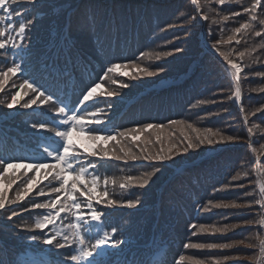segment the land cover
<instances>
[{
  "label": "trees",
  "instance_id": "1",
  "mask_svg": "<svg viewBox=\"0 0 264 264\" xmlns=\"http://www.w3.org/2000/svg\"><path fill=\"white\" fill-rule=\"evenodd\" d=\"M198 2L201 12L209 16L208 21H192L191 18L197 15L193 0H37L34 5H20L21 9H27L26 18L33 19V27L25 44L27 51L19 52L23 59L18 62L24 63L27 73L56 96L67 98L68 94L62 85L69 82L71 74L75 75V81L71 86L69 102L78 100L81 89L86 90L94 83L101 82L99 78L103 76V70L112 63L135 62V66L121 67L101 82L102 87L98 92L110 90L117 91L120 95L106 98L112 107L106 115L98 117L106 123L92 125L95 129H102L99 135H109L115 129L124 130L154 123L164 124V128L169 129V138H173V141L175 138L180 139L183 134L195 135L190 133L187 124L200 129L201 133L212 129L221 131L225 136L239 138L234 142L204 144L189 149L174 162L165 163L162 170L153 176L144 188L121 191L118 186L110 184L108 191L111 198L123 200L138 197L140 204L134 208L117 207L104 210L109 230L111 227L119 229L114 239L126 241L118 252L114 251L104 257L106 264H156V261L162 258V253H166V257H163L166 264H175L180 255L207 260L211 256L220 255L251 257L259 252L258 248L246 249L243 246L238 251L183 247V244L189 241L232 243L256 234L264 235V228L259 225H254L249 231L236 228L226 233H197L196 236L192 235L194 229L189 228L192 224L223 227L225 224L238 225L244 220H258L262 211L258 205L245 214L235 209L212 208L208 202L245 203L246 200L242 199L245 191L253 192L255 188L258 192L256 169L259 168L260 172L264 173V119L261 118V113L256 112L264 106V92L252 91L264 86V77L254 75L264 73V49L257 47L252 54L256 63L248 57L241 61L235 56L237 51L260 45L264 41V35H237L239 44L233 41L232 44L221 46V50L230 53L237 62L248 65L241 73V100L233 102L228 97L234 91L235 85L225 71L226 62L219 53L205 48L202 41L204 40L210 48L215 40L227 41L228 37L233 35L232 30L248 17L244 15L235 20L230 18L216 24L212 22L213 19L220 20L221 16L241 11V8L235 5L219 6L213 0L210 11L209 7L205 6L207 0ZM250 2L251 0H244L243 6H248ZM258 16L264 19V10H258ZM255 30L264 31L259 24ZM70 50L72 63L66 66L67 71H64L63 75H58L53 71V62L64 69V61L68 58ZM141 52L145 53L144 57L140 56ZM163 52L172 54L161 56L157 60L156 55ZM12 58L9 56L10 60ZM10 66L0 62V70H6V67ZM145 67L150 71L162 67L164 71L148 76L139 71ZM123 73H128V76ZM159 77L172 79L161 87L148 89L156 84L155 80ZM113 80L118 83L113 84ZM22 83L23 79L19 74L10 75L4 79L3 88H0V100L10 101L13 93L20 92L17 97L19 104L13 108H8L6 104L0 105V157L6 160L24 158L29 163H51V160H39L42 148L38 150L37 146L43 144V136L51 134L43 131L38 133L32 128L33 123L44 117L39 110H33L36 106L31 109L22 107L34 95L26 86L21 89ZM119 83H127L129 87L121 89ZM125 99L131 101L126 103ZM201 100L207 103L198 104ZM41 107L47 112L51 106ZM96 108H107V104L99 103ZM96 108L89 111L94 112ZM254 112L255 116L251 115ZM245 115H248L247 125L244 122ZM169 120L185 123L168 125ZM249 127L253 129L251 141L247 132ZM154 130L130 133L126 139L117 137L119 144L103 139L92 141L87 139L83 132L74 131L72 137L82 151L90 153L102 147L114 155L118 153L113 149L121 146L126 147L137 142L144 146L146 139L155 141L158 136H152ZM133 135L135 141L132 140ZM169 138L163 136L162 143L169 141ZM162 143L156 144L155 147L149 144L148 151L154 153L160 147L165 150L170 147L167 142L163 145ZM206 149L211 151L206 153ZM132 151L141 158L135 162L129 161L128 164L114 159L103 162V166L98 168L101 184L105 176L123 182L127 176L140 177L152 171L149 162L142 159L143 154L139 149L133 146ZM23 171L8 170L9 177L16 180L11 185L8 180H0V189H7L6 195L9 199L14 198L16 191L22 187L21 181L25 179L21 175ZM238 171H247L249 175L232 181L231 177ZM44 174L45 170L36 173L37 180H41ZM32 175L33 172L29 171L28 176ZM230 182L242 183L245 188L233 189ZM46 184L47 181H42L25 201L11 206L20 215L9 220L7 217L10 212L0 211V264H43L41 251L48 252L47 258H50L48 262L51 264H62L70 255L67 248L56 249L53 245H43L39 241L30 240L31 235H42L39 230L21 231L22 225H31L36 217L43 214L42 210L25 212L21 209L30 207L27 201L40 187H44L47 192ZM44 199L36 197L34 202L41 203ZM202 205H208L211 210L199 211L198 208ZM67 222L72 221L69 219L65 221ZM248 242L256 241L246 240V243ZM240 264H253V261L243 260Z\"/></svg>",
  "mask_w": 264,
  "mask_h": 264
},
{
  "label": "snow or ice",
  "instance_id": "2",
  "mask_svg": "<svg viewBox=\"0 0 264 264\" xmlns=\"http://www.w3.org/2000/svg\"><path fill=\"white\" fill-rule=\"evenodd\" d=\"M37 0H0V62L5 65L10 64V67H6V70H0V88H3L4 79L8 76H16L19 74L23 79V83L20 85L21 89L31 90L34 95L22 105L25 109L39 110L41 116L44 119L37 123L32 124V128L36 129L39 133H49L42 137L43 144L38 145V150L42 148V152L39 156V160L48 161L51 163L41 162H27L24 158H8L0 157V180H8L9 184L16 182L15 178L9 177V169H23L21 173L24 180L21 181L22 187L16 191L14 198L9 199L6 195L7 189H0V211H8V219L20 215L19 212L11 208L12 205H18L19 202L25 201L26 197H29L30 193L37 188L38 184L42 181H47L45 187L48 191L45 192L44 187H40L34 195L27 201L30 205L27 209H21V211L42 210L43 214L36 217L34 223L31 225H22L21 231L25 232H39L41 236L31 235L29 237L32 241H39L43 245H53L56 249L67 248L71 254L68 255L62 264H106L104 257L110 255L112 252H118L121 245L126 241L123 239H114L119 229L117 227H111L110 230L105 221L106 212L105 209L126 207L134 208L140 204V199H123L117 200L111 198V194L108 191V186H118L121 191L128 190L129 188H144L146 187L152 177L162 170L163 166L167 162H174V160L184 153H187L189 149L198 148L201 145H213L216 143H222L224 141L234 142L238 140V137L225 136L221 131H213L207 129L205 133H201L200 129L194 128L192 124H187L186 127L190 130L191 134L181 135L179 142H172L168 149L160 147L156 152L150 153L148 151V145L153 147L158 143H162L161 138L156 137L155 141L148 140L144 142V146H141L139 142L129 144L128 146H121L118 149H113L118 154H112L110 151L98 147L90 153L82 151L81 147L73 139L72 133L83 132L86 134V138L92 141L97 140H109L116 141L117 137L122 139L128 138L130 133H140L147 129H160L163 130L164 124L146 123L143 125H137L129 129H115L109 135H99L98 133L102 129H95L93 124H105L106 121L99 119L101 115H106L107 111H110L112 104L106 98L117 97L120 95L117 91L105 90L104 92H98V89L102 87V83L109 77L110 73H114L121 67L135 66L134 61H129L125 64L112 63L110 66L103 70V76L99 79L101 82L94 83L91 87H87L86 90L81 89L79 98L76 101L69 102L64 97L56 96L55 93H51L43 85L33 79L30 74L27 73V68L24 63L18 62L23 58L19 55L20 51H27L25 44L28 41V33L32 30L33 19L27 17V9L20 8L21 4L34 5ZM219 6H237L241 8V11L231 12L229 15L220 17V20L213 19V23L220 24L222 21H228L230 18L235 20L237 17L246 15L248 19L240 23L238 27L232 30L233 35L228 37L227 41L215 40L211 45V49L215 53H219L220 57H223L225 71L231 76L234 81V91L228 99L233 102H239L241 100V73L243 68L248 66L241 62H237L232 58L230 53H226L221 50V46L225 44H232L235 41L237 44L240 40L237 39V35L245 36L252 34L255 37H262L264 31H256L255 27L259 24L264 29V19H260L258 16V10H264V0H251L248 6H243L244 0H214ZM213 0H207L206 7H209L210 11ZM193 6L197 15L191 19L194 22L208 21L209 16L201 12V5L198 0H193ZM219 15V13H216ZM169 27H173L169 25ZM222 31V29H221ZM209 35L211 36V26H209ZM258 48L264 49V41L260 45L253 48H246L244 51L235 52V56L239 57L241 61L248 57L253 63L257 61L253 59L252 54ZM180 51V49H175ZM171 52L158 53L156 59L159 60L161 56L167 57L171 55ZM9 56L13 57L11 60ZM141 57L145 56V53H140ZM72 63L71 50L69 56L64 61L65 68L61 69L56 62H53V71L58 75H62L64 71H67L66 66ZM90 65L91 62L89 61ZM94 71V69H93ZM140 72L154 76L164 71V68L158 67L155 71H150L148 68H140ZM51 74V73H50ZM124 76H128V73H123ZM255 76L264 77V73H254ZM135 77H129L133 79ZM247 79V77H245ZM31 81V82H30ZM113 84L118 82L113 80ZM121 89L129 87L127 83H119ZM252 91L264 92V86L253 89ZM20 92L17 91L12 94L10 101L0 100V105L6 104L8 108H13L19 104L17 97ZM27 95V91H25ZM104 98V99H102ZM99 103L107 104V108H96ZM198 104H205L207 101H198ZM41 106L48 107V111L45 112ZM91 108H96L94 112L89 111ZM241 112L244 109L241 107ZM256 112L261 113V118L264 119V106L257 109ZM51 114V115H50ZM255 112L251 115L255 116ZM50 115V118H49ZM87 118V119H86ZM244 122L247 125L248 115L244 116ZM168 125L183 124L184 121L169 120ZM249 140H252L253 129L247 128ZM175 136V133L172 134ZM132 140L135 141V136H132ZM183 145V147H181ZM133 146L139 149L144 161L149 162V166L152 167L151 172L144 173L143 176L133 177L127 176L123 179V182H118L115 179H110L105 176L103 178V184H101V176L98 174V168L103 166V162L107 160L123 161L128 164L129 161L135 162L141 158L132 151ZM255 152V149L252 150ZM89 157H95L96 159H89ZM45 170V174L41 180H37L36 173ZM32 171L33 175L28 176V172ZM258 192L245 191L244 197L245 203H237L236 201L230 203H215L208 202L212 208L221 209H235L241 213H250L253 207L259 206L262 210L259 213L258 220H244L238 225H227L223 227H217L216 225L206 226L200 224L199 226L192 224L190 229H194L193 236L197 233H226L231 229L239 228L242 231H249L254 225H259L264 228V173H261L259 168L256 169ZM247 171H238L231 177L232 181L241 179L242 177H248ZM231 184V182H230ZM233 189L245 188L242 183L231 184ZM103 188V191L101 189ZM227 190V189H225ZM36 197H44V201L41 203L34 202ZM208 205L199 206V211L211 209ZM99 206V207H98ZM71 219L72 222L65 223L66 220ZM47 230V231H45ZM256 241V242H248ZM243 246L246 249H259L258 254L251 257L240 256H211L207 260L198 259L194 256L180 255L178 261L175 264H240L243 260H251L253 264H264V235L256 234L253 237H246L232 243H194L187 242L183 244L184 249H196V250H225L235 249L239 250ZM166 253H162V258L156 261V264H166Z\"/></svg>",
  "mask_w": 264,
  "mask_h": 264
},
{
  "label": "rangeland",
  "instance_id": "3",
  "mask_svg": "<svg viewBox=\"0 0 264 264\" xmlns=\"http://www.w3.org/2000/svg\"><path fill=\"white\" fill-rule=\"evenodd\" d=\"M204 42H202V44H203ZM205 46L207 47V49H210L211 50V48L208 46V44H205ZM170 79H172V78H170V77H168V78H162V77H159V78H157V80H155V83H167L166 81H168V80H170ZM157 85H159L160 86V84H157ZM149 88V87H148ZM169 129H167V128H164L163 130H160V129H155L154 131H153V137H156V136H161L160 138L162 139L163 138V136H167L168 138L170 137V133H169V131H168ZM152 137V138H153ZM154 139V138H153ZM173 138H169V141L168 140H166V141H164L163 143H162V145L163 144H165L166 142H167V145H170L172 142H175V143H178L179 142V138L178 139H176L175 138V141H173L172 140ZM148 139H146L145 141H147ZM181 147H182V145H181ZM209 151H211V149H206L205 150V152L207 153V152H209ZM68 223V222H67Z\"/></svg>",
  "mask_w": 264,
  "mask_h": 264
}]
</instances>
